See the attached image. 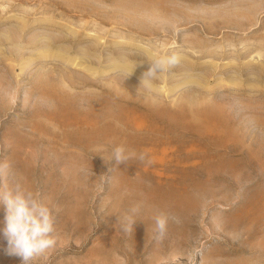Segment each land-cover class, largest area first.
I'll return each instance as SVG.
<instances>
[{
	"label": "rangeland",
	"instance_id": "1",
	"mask_svg": "<svg viewBox=\"0 0 264 264\" xmlns=\"http://www.w3.org/2000/svg\"><path fill=\"white\" fill-rule=\"evenodd\" d=\"M0 166L53 212L30 264H264V0H0Z\"/></svg>",
	"mask_w": 264,
	"mask_h": 264
},
{
	"label": "clouds",
	"instance_id": "2",
	"mask_svg": "<svg viewBox=\"0 0 264 264\" xmlns=\"http://www.w3.org/2000/svg\"><path fill=\"white\" fill-rule=\"evenodd\" d=\"M178 62L175 52L150 59L147 61L149 66L141 74L140 83L157 78L159 73ZM128 159L122 146L113 147L110 161L114 160L119 165ZM138 159L144 161L145 155L141 153ZM3 175L4 166H0V177ZM0 205L5 210L0 236L6 239L9 254L20 257L23 264H30L33 258L46 254L53 247V212L39 193L18 184L5 187L0 183ZM152 221L153 239L159 241L164 238L169 221L179 223V218L158 212Z\"/></svg>",
	"mask_w": 264,
	"mask_h": 264
}]
</instances>
